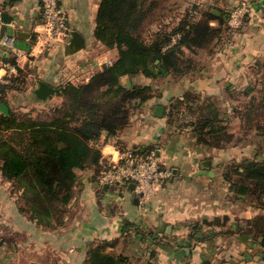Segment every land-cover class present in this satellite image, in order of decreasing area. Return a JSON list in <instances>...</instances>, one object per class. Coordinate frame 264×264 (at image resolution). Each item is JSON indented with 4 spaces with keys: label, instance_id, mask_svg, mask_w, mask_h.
<instances>
[{
    "label": "crops",
    "instance_id": "obj_1",
    "mask_svg": "<svg viewBox=\"0 0 264 264\" xmlns=\"http://www.w3.org/2000/svg\"><path fill=\"white\" fill-rule=\"evenodd\" d=\"M10 1L0 0V58L4 62L6 58H14L27 74V81H36L37 87L9 91L7 104L0 106V112L19 109L35 117L36 112L63 102L58 94L39 99L35 93L39 81L55 88L67 82H86L104 65L117 59L118 51L107 48L95 37L100 0H59L68 16L70 33L76 31L85 40L82 49L70 54H66L70 37L55 48L42 49L38 41L43 28L41 0ZM227 1L233 5L239 2ZM6 35L13 38L14 48L2 44ZM223 45L197 72L178 78L160 77L167 79L162 86L158 84L160 78L124 77L152 85L159 89V95L133 111L130 123L118 137L103 135L99 147L104 158L116 156L121 146L145 153L155 151L172 168L173 176L151 197L140 196L135 203L137 195L129 187L101 184L98 174L103 165L100 163V167L77 170L68 213L61 222L52 221L51 226H43L21 212L20 192L0 172V264H84L89 248L102 241L119 242L120 252L132 251L135 256H142L143 264H201L204 260L210 264H264L262 247L250 236L236 232L240 220L236 222L234 213L229 224L232 233L215 234L212 240L191 249L181 246L179 241H186L189 235L187 222L204 215L211 219L230 213L231 207L219 200L218 183L214 182L222 176L218 170L205 166L206 162L211 165L210 160H205V148L194 142L191 133L175 134L167 117L154 113L158 105L166 108L172 98L192 88L208 95H224L226 90L240 89L248 81L261 78L263 1L255 2L243 26ZM6 73L1 65L0 77H8ZM33 96L38 101L32 100ZM124 221L139 225L145 236L129 235L125 239ZM109 250L115 251L111 247Z\"/></svg>",
    "mask_w": 264,
    "mask_h": 264
},
{
    "label": "trees",
    "instance_id": "obj_2",
    "mask_svg": "<svg viewBox=\"0 0 264 264\" xmlns=\"http://www.w3.org/2000/svg\"><path fill=\"white\" fill-rule=\"evenodd\" d=\"M155 4L154 0H100L95 37L107 48L116 49L117 59L104 65L86 82L60 85L58 95L63 102L51 109L49 118L15 111L0 112V172L20 192L21 212L38 224L51 226L52 221L61 222L74 196L77 170L100 167L102 136L118 137L130 123L133 111L156 95L152 85L131 82L128 86L123 78L191 74L202 68L197 55L204 50L213 52L214 43L231 30L225 11L220 10L218 14L210 9L199 20L185 14L170 32L160 29L146 40L142 29ZM5 61L15 65L17 72L8 76L7 83H0V106L7 104L9 91H21L27 83V74L14 58ZM249 90L250 86L244 92L249 94ZM253 97L247 109L249 113L264 108V101L258 104ZM193 98L191 91L173 98L165 110L166 117L169 119L187 109L195 117L190 125L198 143L222 148L233 142L229 123L211 97H206L198 108L192 106ZM232 165L223 174L229 190L237 198L251 197L257 208L264 209V159ZM118 185L128 187L127 184L111 186ZM220 220L215 217L212 225ZM247 224L252 229L254 242L262 247L264 254V214L249 219ZM199 226L191 227L189 243L214 238L216 233L212 231L198 238ZM132 230L143 237L146 234L139 225L124 221L123 235ZM111 245L102 241L91 246L84 264H133L128 256L110 252Z\"/></svg>",
    "mask_w": 264,
    "mask_h": 264
},
{
    "label": "rangeland",
    "instance_id": "obj_3",
    "mask_svg": "<svg viewBox=\"0 0 264 264\" xmlns=\"http://www.w3.org/2000/svg\"><path fill=\"white\" fill-rule=\"evenodd\" d=\"M154 1L156 2V4L151 10L142 29L143 37L146 40H149L152 35L160 29L168 30L170 32L172 27L175 26V24L179 22L185 14H190L191 19L199 20L202 17L203 13H205V11L207 10L211 9L214 12L216 11L218 14L221 13L220 10L225 11L226 18L229 20L231 30L227 33H224L220 41L214 43L213 52L204 50L201 51L199 55H197L196 59L198 60V64L203 67L207 60L213 56L214 52L218 51L220 49V46H222L223 44L225 45V42L231 40L235 34V31H239V29L243 26L246 19L254 9L255 2L259 0H239L238 4L236 5L228 3L227 0ZM260 1L264 2V0ZM243 3L250 5V11L242 16L241 22L238 26H232L230 22L231 15L237 8L241 7ZM224 45L223 47H225ZM260 72H262L260 73L261 78L248 81L240 89L234 88L232 90H226L224 95H208L205 94V92L197 91L194 88L188 90L191 91L192 96H195V98H193L192 100V106L194 108H198V106L204 104L205 98L210 96L211 99L216 103L217 107L220 108V111L222 112L224 118H226V120L228 121L229 128L234 134V140L233 142L226 144L222 148L209 147L204 144L198 143L197 137L190 125L191 122L195 120V117L193 115H190L187 112V109H184V111L180 114H174L175 116H171L169 119L167 117V119L169 120L168 122H171L170 124L172 125V130L175 134L191 133V136L195 137L194 142L200 145L202 148H205V160L211 161V165H208L206 167L218 170L219 174H221L220 176H222L221 179L218 178V182H214L215 184L218 183L216 191L218 193L219 200L222 204L231 207V209L228 210L230 213L217 216L221 218V220L219 221V223H216L214 225L212 224L215 217L209 219L205 218V215L198 219L187 222L189 235L192 233L191 227L195 224H197L198 226L200 225L198 230L199 232L196 235L199 236L198 238L205 237V232L208 231L216 233L217 236L228 235L229 233L233 232V230L231 229V225L229 224L231 222V214L234 213V218H238L236 222L240 220V225L236 228V232H240L243 235L250 236L251 240L254 241L252 236L253 233L251 232L252 229L249 228V224H247V221L254 218L255 216L264 214V209L257 208V205L253 204L251 197L237 198L236 195L229 190L228 185L224 180L223 174L226 169L233 166L232 164H236L244 160L264 159V108L263 110L258 109L257 113L247 112V109H249V103L251 102L253 96H255V101L258 104H262L264 101V93H262L264 91V66L261 67ZM123 82L127 84L125 78L123 79ZM133 82L137 83V78L133 80ZM166 83L167 79L165 78H160L158 81L159 86H162ZM249 86L250 93L246 94L244 91ZM29 87L32 90L35 89L37 87L36 81H27L23 90L21 91H25ZM155 94L159 95V89H155ZM33 99L38 101V99H36L34 96L32 97V100ZM172 99L170 101H172ZM170 101L167 103L166 108L170 105ZM51 109V107H48L47 110L43 109L41 112H36L35 117L43 119L49 118L52 114ZM36 110L37 109H32V111ZM15 113L19 114L24 112L17 109L15 110ZM163 116H166V111ZM233 206H235L234 209ZM66 213H68V207ZM224 217H228V220H225ZM205 219L208 222L207 224H205ZM239 228L240 231L238 230ZM129 235H134L137 237L140 234H137L135 230H132L124 238L126 239ZM188 237L186 239H189ZM179 242L181 243V246L187 249H191L192 246L198 245L200 243H205L197 242V239L196 241L192 240L190 243L187 240ZM118 244L119 242H114L111 245V248H114L115 251H109L128 256L133 264H143L144 258L142 256H135L132 251H127L129 253L120 252L121 247H119Z\"/></svg>",
    "mask_w": 264,
    "mask_h": 264
},
{
    "label": "built area",
    "instance_id": "obj_4",
    "mask_svg": "<svg viewBox=\"0 0 264 264\" xmlns=\"http://www.w3.org/2000/svg\"><path fill=\"white\" fill-rule=\"evenodd\" d=\"M43 11V28L39 32L38 41L43 50L55 48L65 43L70 37L68 16L59 0H41ZM250 11V5L243 3L231 15V25L238 26L242 16ZM6 48H14V40L10 36L2 38ZM8 51V50H7ZM6 51V52H7ZM6 69V75L17 72L16 66L4 62L0 58V66ZM8 77H0V83H7ZM103 169L100 175L101 184H135L134 192L141 198H149L166 181L173 176V170L167 167L155 151L139 152L134 148L117 149V155L102 157Z\"/></svg>",
    "mask_w": 264,
    "mask_h": 264
},
{
    "label": "water",
    "instance_id": "obj_5",
    "mask_svg": "<svg viewBox=\"0 0 264 264\" xmlns=\"http://www.w3.org/2000/svg\"><path fill=\"white\" fill-rule=\"evenodd\" d=\"M85 45V40L84 38L81 36V34H79L76 31H73L70 33V38L68 40V44L66 46V54H70L73 53L75 51H78L80 49H82ZM127 85L131 86V81L126 80ZM60 91L59 88H55L53 86H50L49 84H47L46 82L43 81H39L38 83V88L35 90V93L37 94L39 99L42 100H46L49 97L58 94V92ZM4 109V106H3ZM155 115L156 116H163V114L165 113V106L162 105H158L155 109ZM209 162L205 163V166H208ZM104 185H108V184H104ZM129 188L134 192V188H135V184L131 183L129 185ZM139 198L140 196H136L134 201L135 203L139 202Z\"/></svg>",
    "mask_w": 264,
    "mask_h": 264
}]
</instances>
